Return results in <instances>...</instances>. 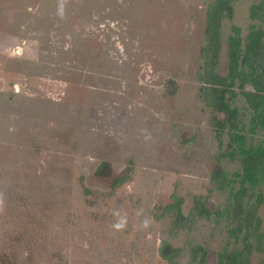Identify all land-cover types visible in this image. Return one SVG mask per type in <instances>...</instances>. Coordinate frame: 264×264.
Listing matches in <instances>:
<instances>
[{
  "label": "rangeland",
  "instance_id": "374dc122",
  "mask_svg": "<svg viewBox=\"0 0 264 264\" xmlns=\"http://www.w3.org/2000/svg\"><path fill=\"white\" fill-rule=\"evenodd\" d=\"M209 1L0 0V264H167L162 242L188 240L217 264L225 235L211 223L173 234L156 218L175 193L185 214L197 196L225 203L210 193L219 149L198 96ZM254 1L235 3L225 36L247 35Z\"/></svg>",
  "mask_w": 264,
  "mask_h": 264
},
{
  "label": "trees",
  "instance_id": "16d2710c",
  "mask_svg": "<svg viewBox=\"0 0 264 264\" xmlns=\"http://www.w3.org/2000/svg\"><path fill=\"white\" fill-rule=\"evenodd\" d=\"M237 1L207 3L197 74L201 84L198 96L211 112L210 126L219 149L216 158L219 168L211 173L210 193L224 195L225 203L210 209L208 200L197 196L185 214V199L175 193L172 202L156 217L168 218L173 234H190L200 221L211 223L213 232L224 233L217 264H252L255 254H264L263 221L259 214L264 205V0L251 4L245 37L235 25L225 36L224 22L234 20ZM225 48L227 72L222 76L220 65ZM224 160L238 168L235 171L221 168ZM108 167L104 162L98 172ZM130 178L116 177L112 189L122 187ZM159 255L167 264H178L184 255L188 256L187 264H207L209 251L192 240L180 248L164 241Z\"/></svg>",
  "mask_w": 264,
  "mask_h": 264
},
{
  "label": "clouds",
  "instance_id": "9594fccd",
  "mask_svg": "<svg viewBox=\"0 0 264 264\" xmlns=\"http://www.w3.org/2000/svg\"><path fill=\"white\" fill-rule=\"evenodd\" d=\"M125 223H126V220L124 218H120L119 221L113 225V227L116 229H121L124 227ZM147 226H148L147 221H144V227H147Z\"/></svg>",
  "mask_w": 264,
  "mask_h": 264
}]
</instances>
